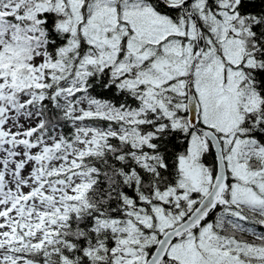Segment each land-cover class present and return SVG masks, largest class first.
Segmentation results:
<instances>
[{
  "label": "snow or ice",
  "instance_id": "1",
  "mask_svg": "<svg viewBox=\"0 0 264 264\" xmlns=\"http://www.w3.org/2000/svg\"><path fill=\"white\" fill-rule=\"evenodd\" d=\"M0 264H264V0H0Z\"/></svg>",
  "mask_w": 264,
  "mask_h": 264
}]
</instances>
